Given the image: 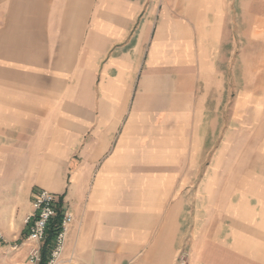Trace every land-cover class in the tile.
<instances>
[{"label":"crops","instance_id":"crops-1","mask_svg":"<svg viewBox=\"0 0 264 264\" xmlns=\"http://www.w3.org/2000/svg\"><path fill=\"white\" fill-rule=\"evenodd\" d=\"M182 1L0 0V264H25L24 219L41 188L73 217L59 264H179L185 203L215 213L210 196L185 200L160 145L162 131L203 123L206 111L198 101L196 114L179 113L176 102L184 35L210 42L213 25L207 14L190 22Z\"/></svg>","mask_w":264,"mask_h":264},{"label":"rangeland","instance_id":"rangeland-1","mask_svg":"<svg viewBox=\"0 0 264 264\" xmlns=\"http://www.w3.org/2000/svg\"><path fill=\"white\" fill-rule=\"evenodd\" d=\"M182 2L190 22L207 19V14L216 28L215 33L211 25L205 28L211 32L210 42L199 38L197 30L185 33L190 57L178 72L176 86L183 94L176 101L179 113L194 115L198 101L204 102V122L181 123L160 133L166 137L160 143L167 151L164 161L185 181V200L198 193L215 203L214 214L208 213L206 201L185 203L183 264H191L198 237L204 238L199 264L208 257L216 264H264V0ZM161 85L168 87L169 97L163 101L169 103L171 76ZM213 115L214 127L207 122ZM247 196L252 204L258 200L250 225L243 214ZM195 228L198 234H193ZM225 235L230 242H224Z\"/></svg>","mask_w":264,"mask_h":264},{"label":"built area","instance_id":"built-area-1","mask_svg":"<svg viewBox=\"0 0 264 264\" xmlns=\"http://www.w3.org/2000/svg\"><path fill=\"white\" fill-rule=\"evenodd\" d=\"M57 208L54 195L48 190L41 188L34 194L32 211L24 219L26 240L30 244L25 264H59L65 233L73 217L69 211L61 212L59 223L53 227L54 234L47 242L49 226ZM177 260L179 264L185 262L184 252L179 251Z\"/></svg>","mask_w":264,"mask_h":264},{"label":"trees","instance_id":"trees-1","mask_svg":"<svg viewBox=\"0 0 264 264\" xmlns=\"http://www.w3.org/2000/svg\"><path fill=\"white\" fill-rule=\"evenodd\" d=\"M60 216H61V211H60L59 208H57V214H56V216L54 217V219L52 220V222L50 223V226H49L47 240H46L47 242L52 238V236L54 234L53 227L59 223ZM44 255H45V251H43V257H44Z\"/></svg>","mask_w":264,"mask_h":264}]
</instances>
